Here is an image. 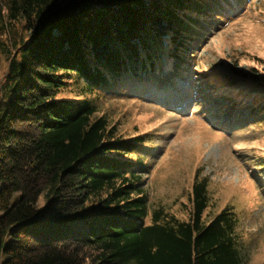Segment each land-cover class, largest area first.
I'll return each mask as SVG.
<instances>
[{"label": "trees", "instance_id": "trees-1", "mask_svg": "<svg viewBox=\"0 0 264 264\" xmlns=\"http://www.w3.org/2000/svg\"><path fill=\"white\" fill-rule=\"evenodd\" d=\"M225 3L0 0V264L248 263L230 206L204 220L205 179L186 219L149 210L132 157L147 140L119 133L95 100L124 81L173 86ZM233 72L261 90L247 110L264 120V77Z\"/></svg>", "mask_w": 264, "mask_h": 264}, {"label": "rangeland", "instance_id": "rangeland-1", "mask_svg": "<svg viewBox=\"0 0 264 264\" xmlns=\"http://www.w3.org/2000/svg\"><path fill=\"white\" fill-rule=\"evenodd\" d=\"M222 5L215 11V28L192 46L189 72L173 79V86L134 87L124 81L95 100L98 115L105 114L119 133L142 134L147 140L132 157L143 163L136 170L149 210L161 207L186 219L195 176L205 179L204 220L230 206L238 217L239 247L247 264H264V120L247 110L262 93L233 72L264 77V0ZM6 72L7 61L0 55V85ZM236 102L243 107L232 109ZM238 112L243 116L236 118ZM43 205L40 195L37 208Z\"/></svg>", "mask_w": 264, "mask_h": 264}]
</instances>
